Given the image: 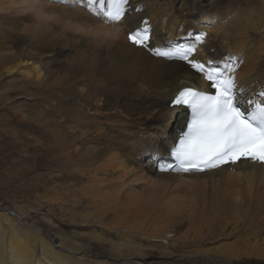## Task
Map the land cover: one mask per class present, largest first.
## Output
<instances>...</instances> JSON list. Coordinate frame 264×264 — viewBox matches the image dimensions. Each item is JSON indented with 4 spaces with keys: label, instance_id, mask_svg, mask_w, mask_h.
<instances>
[{
    "label": "bare ground",
    "instance_id": "bare-ground-1",
    "mask_svg": "<svg viewBox=\"0 0 264 264\" xmlns=\"http://www.w3.org/2000/svg\"><path fill=\"white\" fill-rule=\"evenodd\" d=\"M155 1L129 0L122 5L125 15L119 22H105L103 13L111 0H0L2 13L26 12L36 17L42 25L39 29L42 35L47 32L42 27L60 24L62 30L69 29L90 41L87 48L90 56H80L68 66L69 92L75 100L69 127L64 126L61 108L56 128L48 129L58 152L55 164L63 184L51 207L55 205L58 210L55 216L61 217V222L44 219L47 233L40 229L39 221L24 226L16 221L20 219L18 214L0 211V264H264V253L250 242L244 246L247 254L234 242L186 255L148 241L142 244L121 232L153 234L151 230L143 232L139 219L149 215L151 201L161 199L158 191L167 183L174 185L175 190L203 185L209 203L221 206L224 203L223 206L243 211L252 223L264 222L263 164L238 162L198 175L162 172L170 163L168 150L185 119L182 110L168 107L171 98L184 88L206 92L209 84L185 64L154 58L128 40L129 34L149 28L156 36L154 41L149 33L148 46L153 51L195 44L190 60L204 64L206 69V62H213L220 70L226 62L232 66L239 64L235 81L239 104L245 107L249 101L253 104L264 101V46L262 37L256 39L264 33V0L261 9L259 2L253 0H211L212 3L167 0L160 5ZM206 6L209 8L200 12ZM199 15L204 20L197 18ZM215 22L222 24L217 30ZM158 24L161 33L155 30ZM191 31L198 33L190 34ZM200 34H205V39L197 44L196 37ZM6 37L0 33L1 41L6 43ZM121 38L122 44H118ZM24 53L0 54V66L6 68L15 63L5 72L29 77L36 67L22 61ZM49 53V58L60 63L57 59L63 55L60 48L53 47ZM40 74H36L37 79ZM81 82L85 84L80 85ZM153 174L168 182L150 181ZM66 180L71 185L65 186ZM140 182L145 187L136 191L134 187ZM181 199L170 207L167 201L162 204L168 212L178 211ZM209 203L204 200V207ZM14 210L19 214L35 213L30 206ZM71 223L107 229L98 231L93 227L95 234L84 238L77 234L82 233L80 230L74 231L76 227ZM49 230L55 233L49 234ZM105 235L110 237L103 239ZM93 242L97 246H90Z\"/></svg>",
    "mask_w": 264,
    "mask_h": 264
},
{
    "label": "rangeland",
    "instance_id": "rangeland-1",
    "mask_svg": "<svg viewBox=\"0 0 264 264\" xmlns=\"http://www.w3.org/2000/svg\"><path fill=\"white\" fill-rule=\"evenodd\" d=\"M150 1L152 0L147 3ZM161 1L167 0H156L155 4L160 5ZM253 1L259 2L258 5L260 9L262 8L261 0ZM201 2L212 3L211 0ZM149 5L147 4V6ZM233 6L236 5L233 4ZM208 8L207 6L203 7L200 12ZM26 14V12L15 14L10 11L0 12V33L7 36L6 43L5 40H0V54L11 55L12 51L13 53L25 52L22 61L32 63L36 67L28 77L18 73L7 74V71L5 72L15 63L7 65L6 68L0 66V211L18 214L20 219L16 221L22 222L24 226L31 225L33 220L39 221L40 229L47 232L44 219L52 220L54 223L61 222V217L55 216L58 211L55 210V205L51 206L56 202V194L62 192L61 185H63L60 183L59 172L55 164L58 152L54 148L53 139L48 129L56 128L61 108L64 126L69 127V118L72 116L75 100L72 99V92H69L68 84L71 82V76H69L68 66L74 59H80V56H90L87 50L90 41L69 29L63 28L62 30L60 24L42 27L47 31L42 35L39 30L42 25H39L36 17ZM232 15L234 16V14ZM199 17L200 15L197 18ZM201 17L200 19H202ZM218 25L222 26L220 22H215V30L218 29ZM155 30L161 33L159 24L156 25ZM196 33L198 31H191L190 34ZM150 34L155 41L156 36L151 29ZM36 36L38 39L35 38ZM261 37L264 46V33L261 32L256 39ZM121 39V43L119 41L118 44H122L123 38ZM36 40L40 42L37 43ZM42 46L43 48H41ZM1 47H5L6 50ZM53 47L60 48L63 52V55L57 58L60 62L58 64L56 62L58 60L49 58V51ZM233 57L238 59L236 56ZM29 67L32 68V66ZM38 73H41L40 79H37L36 74ZM81 84L84 85L85 82H81ZM82 87L80 86V88ZM90 100L92 99L90 98ZM139 161L144 162V160ZM157 165L156 173H158ZM166 180L157 178L154 174L150 177V181L161 184L167 183L168 180ZM66 182L65 186L71 185L68 180ZM144 185L140 182L134 189L136 191L144 189ZM173 186H169L167 183L165 188H160L158 194L161 199L152 200V209L147 212L149 215L146 214L147 216L139 219V223L142 222L143 225L141 228L143 232L151 230L154 231L153 234L146 233L147 235L143 234L142 236L140 233L129 234L125 230L121 232L129 237H135L142 244L146 245L148 241L150 244L162 245L163 249L167 251L182 252L186 255H189L190 252V255L199 251L204 252V250L218 248L221 245H232L234 242L238 249L242 248L241 251H243L245 243L250 242L262 251L260 253H264V222L256 220L252 223L249 216L244 215L243 211L223 206L224 203L222 206L209 203L207 193H205L207 190L203 185L189 189L182 187L180 190H175ZM179 198H183L179 210L166 211L167 208L163 206L162 201H167L170 207ZM204 200L207 201V204L209 203L208 207H204ZM48 205L50 206L47 207ZM15 206H30L35 209V213L31 215L29 213L19 214L14 210ZM41 207H44L42 210L46 212L39 210ZM69 225L76 227L74 231L80 230L82 233L77 234H81L84 238L95 234L93 227L98 231L106 228V226L102 228L98 225L90 226L79 223ZM53 233L55 232L50 231L49 234ZM102 237L107 239L110 236ZM48 238L50 239V237ZM93 245L97 246V243L93 242L90 246ZM245 253L247 254L249 251ZM247 257L249 258V256Z\"/></svg>",
    "mask_w": 264,
    "mask_h": 264
},
{
    "label": "snow or ice",
    "instance_id": "snow-or-ice-1",
    "mask_svg": "<svg viewBox=\"0 0 264 264\" xmlns=\"http://www.w3.org/2000/svg\"><path fill=\"white\" fill-rule=\"evenodd\" d=\"M127 3L128 0H111L108 10L103 13L105 22H119L125 15L122 5ZM149 33V28L139 29L129 34L128 40L133 45L146 47L150 44ZM204 39L205 34H200L196 43L202 44ZM195 49L194 44L189 48L154 51L166 59L188 60ZM189 63L204 74L215 94L186 88L173 101L174 105L186 106L191 111L187 130L170 151L179 168L203 171L241 159L264 164V101L255 103L247 114L241 110L235 81L239 64L232 66L226 62L225 68L220 70L217 67L206 69L198 61ZM252 104L249 101V105Z\"/></svg>",
    "mask_w": 264,
    "mask_h": 264
}]
</instances>
